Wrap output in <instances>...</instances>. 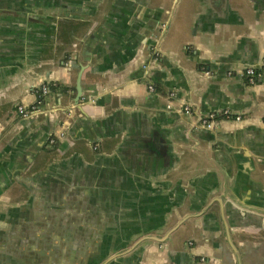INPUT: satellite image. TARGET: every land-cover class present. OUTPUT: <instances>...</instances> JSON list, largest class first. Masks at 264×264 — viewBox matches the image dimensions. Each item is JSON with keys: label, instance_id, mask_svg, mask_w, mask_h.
<instances>
[{"label": "crops", "instance_id": "1", "mask_svg": "<svg viewBox=\"0 0 264 264\" xmlns=\"http://www.w3.org/2000/svg\"><path fill=\"white\" fill-rule=\"evenodd\" d=\"M0 264H264V0H0Z\"/></svg>", "mask_w": 264, "mask_h": 264}, {"label": "built area", "instance_id": "2", "mask_svg": "<svg viewBox=\"0 0 264 264\" xmlns=\"http://www.w3.org/2000/svg\"><path fill=\"white\" fill-rule=\"evenodd\" d=\"M167 28L166 23H161L158 27V30L154 34V40L157 43L162 35L164 34L165 30ZM152 55L153 59H156L160 53V49L157 44L152 48ZM244 75L246 77V81L248 84L253 85L255 84L259 72L254 66H247L244 69ZM51 89V84L48 83H43L40 84L37 88H35V100L32 104L30 105H25V104H18L16 106V111L20 116H28L31 113L39 112L42 108V106L45 103V98L49 94ZM147 89L149 91H154L155 88L153 84H149L147 86ZM182 110L185 112L190 111V106L189 105H184L182 107ZM223 118V119H231L238 121L242 117L240 114H237L228 108L222 109V110H217L209 113L205 118L200 120V125L205 128H213L216 125V122L218 119Z\"/></svg>", "mask_w": 264, "mask_h": 264}, {"label": "water", "instance_id": "3", "mask_svg": "<svg viewBox=\"0 0 264 264\" xmlns=\"http://www.w3.org/2000/svg\"><path fill=\"white\" fill-rule=\"evenodd\" d=\"M75 90H76V94H75V97H74V102L77 104L78 101H79L80 95H81V87H80V84H79V76L77 78V83H76V86H75Z\"/></svg>", "mask_w": 264, "mask_h": 264}]
</instances>
